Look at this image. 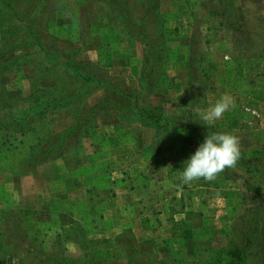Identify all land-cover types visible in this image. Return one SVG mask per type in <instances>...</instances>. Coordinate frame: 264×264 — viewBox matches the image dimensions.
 I'll use <instances>...</instances> for the list:
<instances>
[{"label": "rangeland", "instance_id": "rangeland-1", "mask_svg": "<svg viewBox=\"0 0 264 264\" xmlns=\"http://www.w3.org/2000/svg\"><path fill=\"white\" fill-rule=\"evenodd\" d=\"M126 1L124 18L119 0H0V264H56L54 256L82 260L81 244L67 243L68 235L86 240L96 264H174L181 256L192 264L194 255L193 264H202L212 249L233 247L264 258V0H151L154 16L145 33L136 25L144 2ZM192 50L197 74L198 62L209 73L206 105L200 109L225 95L234 101L214 123L202 120L207 133L238 136L250 171L237 164L214 181L195 180L188 185L187 207L174 202L171 210L178 215H166L177 223L187 220L178 227L182 233L162 224L157 211L156 223L167 229L145 239L144 225L122 228L119 219L128 209L102 208L117 192L102 191L100 183L121 181L124 190L133 191L135 174L153 168V153L160 155L155 182L160 188L146 190V199L171 194L164 168L181 170L193 155L172 146L168 136L186 115ZM236 61L250 62L252 79H238V70L230 67ZM145 65L150 80L141 79ZM37 88L65 95L52 110L11 126L30 107ZM136 100L159 103L170 122L168 134L133 111ZM244 106L257 109L260 117ZM31 149L50 158L32 162ZM137 210L132 206L126 214ZM113 222L118 224L112 232L100 234ZM24 229L35 232L27 236ZM171 230L179 236L168 237ZM179 237L186 239L185 249Z\"/></svg>", "mask_w": 264, "mask_h": 264}, {"label": "trees", "instance_id": "trees-1", "mask_svg": "<svg viewBox=\"0 0 264 264\" xmlns=\"http://www.w3.org/2000/svg\"><path fill=\"white\" fill-rule=\"evenodd\" d=\"M142 2H144V5L142 7V11H141V19L138 22H136V25H138V28H140L141 32H144L148 30V26L151 24V19H153L154 16V6H152V1L151 0H142ZM129 7L128 5V1L126 0H119V4H118V8L119 9H124L123 11L120 12L121 16H123L124 18L127 17V13L125 11V9ZM126 29L124 28L123 31H125ZM145 35V36H144ZM143 38V43L145 46H147V35L143 34L142 35ZM148 45H149V41H148ZM149 50V48H148ZM147 50V51H148ZM144 61L145 64L147 65L148 61H149V55L147 54L144 57ZM201 60V59H199ZM198 62V61H197ZM196 63V58H195V52L194 50H192V52L190 51V55L188 56L187 59V74H188V79H189V86H188V101H187V109H186V115L180 119V122L175 123L174 127L172 126L171 133H169V129H168V124H170V122H168L166 117V114L162 111V109L160 108L159 103H157L156 105L153 106H146L142 103H139V101L135 102V106L133 109L134 112L138 113L140 116H142L143 118L147 119L150 122L156 123L161 125V129L163 130V132H166L167 134L169 133V141L170 144L173 146L177 145L179 148L181 149H185V150H189L191 153H195V151L197 150V148L200 146V144H202L205 140V137L208 135L207 131H208V126L204 125V122L202 121V119L198 120L197 118V111L196 109H200L202 107H204L205 101H206V84H207V79L209 77V73L208 71L205 69L204 65H201L199 62V74H197V72L195 71L197 69V66H194ZM146 65L144 67V70L142 72L141 75V79H146V80H150V73L146 70ZM78 74H74L73 77H76ZM89 79V78H88ZM86 80V79H85ZM201 81V82H200ZM36 88V87H35ZM71 95V93H69ZM65 95L64 93L61 96L58 95H54L52 94L49 90H44V89H34L32 95H30L29 99H30V103H29V108L28 109H24L23 110V114L20 115L19 117H16V119H13L11 121V126L13 125H17V124H21L23 123V121L27 120V118L31 115H39V114H44L46 111H48L49 109L52 110L51 108L56 107L57 104H59L61 102V97ZM74 95V94H72ZM103 103V102H101ZM101 104L98 105L99 108H103V104L100 107ZM97 107L94 106L92 108H90L88 110V112L86 113V116L89 117L91 115V113L96 109ZM10 115V114H9ZM84 119L83 121H87L88 119ZM15 123V124H13ZM10 126V125H9ZM163 127H167V128H163ZM166 136V135H165ZM2 143H6V142H2ZM46 151H44L45 153ZM44 153H42L41 151H36L31 149L29 152H27L28 156L31 158L30 160L32 162L34 161H45V159H49L50 156H48L47 158H43L44 157ZM51 157L56 158V154L52 155ZM237 164L242 165L243 167L246 168L247 171H250L248 166L245 164V159L242 158V156L240 157L239 161L237 162ZM23 170H27V168L23 169ZM24 173L26 171H23ZM78 224V223H77ZM77 229L80 230L81 225L78 224L76 225ZM74 227V225H73ZM71 227V228H73ZM71 228H68V231H71ZM76 229V232L78 233L79 231ZM30 230V229H29ZM82 230V229H81ZM27 236L32 235L35 231H32V234L29 231L25 230L23 231ZM71 233H74L73 231H71ZM70 233V234H71ZM42 234V233H41ZM45 235L43 234V237ZM56 239H55V243L57 245V247H59L60 243V239H62L61 241H63V237H62V233H57L56 234ZM23 240L25 239L24 237H21ZM20 238V239H21ZM38 238V237H37ZM65 238L67 239V243L68 242H74L76 244L79 245V243L81 245L80 248L85 252L83 259L82 260H68L69 258L67 257H56L54 256V259L56 264H63V263H70V264H96L94 261H92L90 258V255L87 251V245H86V240H83V237L80 238V236L78 238H74L72 237V235H68L65 236ZM31 239V238H30ZM178 240L182 241V247L185 249L186 245H183L184 243H187L185 238H181L179 237ZM57 241V242H56ZM38 242L41 244L43 242V238L39 237L38 238ZM226 250V251H223ZM197 251V250H196ZM192 252H195L192 251ZM194 254V253H192ZM183 255L182 253L178 252V255L176 256H181ZM191 255V254H190ZM193 256V255H192ZM196 255H194L190 260L193 261V263H195V258ZM260 255L257 254H253L252 252H247L246 250H242L239 248H228V249H212V252L209 253L208 257L209 259L206 260H202V264H220V263H225V264H256V261L260 262L259 264H264V258H260ZM259 257V258H257ZM188 257H176L175 261L173 262L174 264H177L175 262H178V264H191L190 262H188L187 259ZM255 261V262H254ZM54 262V261H53ZM94 262V263H93ZM253 262V263H252ZM192 263V264H193ZM40 264H45V261H41Z\"/></svg>", "mask_w": 264, "mask_h": 264}, {"label": "crops", "instance_id": "crops-1", "mask_svg": "<svg viewBox=\"0 0 264 264\" xmlns=\"http://www.w3.org/2000/svg\"><path fill=\"white\" fill-rule=\"evenodd\" d=\"M188 27H189V25H188ZM191 29L186 28L185 32L190 31ZM190 45L194 46L193 44H190ZM249 65H250V62L247 63V65H246L245 61H242V63L239 61H236V62H233L230 67H232V69L236 68V70H238V73H237L239 76V77L237 76L238 79L244 78V79L249 80V79H252V76H253L252 72L249 71V68H250ZM245 67H247V68H245ZM240 70H242V71H240ZM258 83H259V81H258ZM229 84L231 87L232 86L231 83H229ZM234 86H236V85L234 84ZM257 88H261V86L259 85V86H257ZM231 90H232V88H231ZM158 156H160V155H153V153H152V155H150V157L154 158V160H153L154 165H153V168L150 169L151 171L145 170L142 173L135 174V183H134L135 187H134L133 191H130V189L124 190L125 188H123L124 185L122 184L121 181L114 183L113 182L114 180H113L112 181L113 183H112V182H110V180L107 179L106 181H104V183L103 182L100 183V184H103L101 187L102 191L103 190L104 191H110L112 188L113 191L117 192L116 195L111 196V197H107V199L103 203L102 208H104L105 210L107 209L110 213L113 212V209L114 210L115 209L120 210L121 207L128 209L127 211H129L130 207H132V206H135L136 208H138V210H137L139 212L138 214H136L134 216H129L126 214V212H127L126 211V212H124L125 217L120 218V219L117 218V220L119 219V221L120 220L123 221V222H120V223H124L123 224L124 226H122V228H126L128 223L129 224L133 223V225L135 224V226L144 225L143 227H145V228L143 229V227H142V232H144L146 234V236L143 237L145 239L156 238L157 235L161 234L162 232L166 231V229H167L166 227L163 228V227L159 226L158 225L159 222L156 223V218H155L154 214H157L156 213L157 211H159L158 219L161 221L162 224L168 223L169 226H172L170 229H173V225H175L174 228H176V230H177L178 227H180L182 224L185 225V222H187V220H183L180 223H177L176 221L172 220L171 218H169L170 220H167L168 218H166V215L171 216V212H172L173 216L178 215V214H176L177 212L175 211V209L171 210V205H174V202H176V204L178 203L179 206L183 207V208L187 207L186 203H190V200H188L187 197L189 195H191V194H189L191 191V187H188L189 184H182V182L180 180V175H181V172L183 169L178 170V169H175L173 166L164 168V170L168 174L167 180H168V182L171 183L170 186L173 189L171 194L159 197L158 199H155V200L146 199V194H145L146 190L150 191V190H153L154 188H160L159 185H155V182H159V181H157V174H158V171L161 170V167H160V165H158V162H157V160L159 158ZM150 157H148V159ZM155 177H156V180H155ZM107 183L110 185L105 186ZM192 183H194V181L191 182L190 186L194 185ZM111 184H113V185L111 186ZM120 185H123V186H120ZM117 190L124 191L125 193H122V195L124 197L121 194H119L118 193L119 191H117ZM184 190H186V192L188 193L187 196H186V194L184 195V193H183ZM129 191L132 192V194ZM126 193H128V194L130 193L131 197H133V199H131V197H130L128 200H126V197L124 195ZM110 194H111V192H110ZM172 195L175 199L172 198ZM148 203H150V205L148 207H149V209H151L149 213L146 211V206L148 205ZM156 203H157L158 207L156 206ZM120 212H122V211L120 210ZM180 212H182L183 216H185V213H183L182 209H180ZM109 216H111V215H109ZM153 216H154V219L152 218ZM91 220L92 219H90V221ZM175 222H176V224H175ZM115 224L117 225L118 222H116V223L113 222L112 228L108 227V229H106L103 232H100V234L105 236L106 233L112 232L111 229H114V227L116 226ZM178 232L182 233L181 229H178ZM179 233H174L171 230V232L166 233V235H168V237L171 238V237H174L175 235H178Z\"/></svg>", "mask_w": 264, "mask_h": 264}, {"label": "clouds", "instance_id": "clouds-1", "mask_svg": "<svg viewBox=\"0 0 264 264\" xmlns=\"http://www.w3.org/2000/svg\"><path fill=\"white\" fill-rule=\"evenodd\" d=\"M234 101L227 95L221 96L207 110L196 109L202 120L212 124L219 120ZM241 157L240 139L231 133H211L185 162L180 180L182 184H191L199 179L214 181L226 169L235 168Z\"/></svg>", "mask_w": 264, "mask_h": 264}, {"label": "built area", "instance_id": "built-area-1", "mask_svg": "<svg viewBox=\"0 0 264 264\" xmlns=\"http://www.w3.org/2000/svg\"><path fill=\"white\" fill-rule=\"evenodd\" d=\"M243 110L250 114L253 118L258 119L260 117V113L257 109L249 107V106H244Z\"/></svg>", "mask_w": 264, "mask_h": 264}]
</instances>
